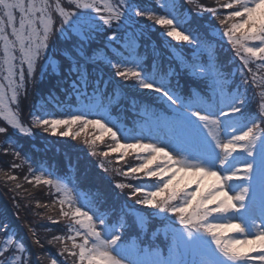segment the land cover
Wrapping results in <instances>:
<instances>
[{"label": "snow or ice", "instance_id": "snow-or-ice-1", "mask_svg": "<svg viewBox=\"0 0 264 264\" xmlns=\"http://www.w3.org/2000/svg\"><path fill=\"white\" fill-rule=\"evenodd\" d=\"M152 2L0 0V120L18 135L33 134L19 115V97L23 94L27 98L30 84L33 95L41 89L48 93L47 98L42 97L32 105L39 113L33 114V127L56 133L64 126L68 130L59 134L76 139L91 126L110 134L116 143L111 149L113 152L123 148L149 153L139 157L143 163L122 174L144 172L148 177H156L155 190L146 191L143 185L133 187L123 183L115 187L133 188L135 199L133 205L127 206L129 211L125 216L141 211L135 205L157 210L155 215L146 213L148 219L136 214L129 227L146 225L161 213L164 214L162 223L169 219L173 224L178 221L181 227H171L166 233L170 240L166 255L159 247L150 246V250H145L124 244L119 229L125 228V224L113 225L106 219L102 208L106 194L93 177L85 176L81 183L79 160L74 163L68 155L57 161V169L44 173L53 178L41 180L36 177L38 183L54 187L63 196L59 203L61 206L67 204L71 211H64L62 207L61 215L86 229L83 233L76 230V236H82L83 243L78 244L75 237L69 236L68 239L73 241L71 250L65 246L61 253L78 257L79 264H264V103L259 104V111L253 112L250 108L256 102L255 91L248 96L252 85L264 89V76L258 78L249 67L255 61L264 62V0H232L223 5L234 10L220 20L222 25L233 21L222 35L235 47L236 55L242 61L241 72L248 69L252 73L250 81L247 74H241L244 91H240L241 85H234L235 91L228 85L214 53L209 51L208 59L199 56L187 59L183 55V46L172 45L171 41H168L170 48L176 51L170 52L168 58L176 62V67L169 63L165 68L157 49L153 48L152 68L146 69L142 58L134 55L135 42L146 35V26H141L139 34L132 31L126 37L127 56L115 50L112 58L102 56L99 51L91 56L86 54L85 38H91L100 30L92 12L98 14L104 25L111 27L115 22L117 29L125 33L138 25L136 17H146L154 21L152 27L164 28L165 40L170 37L186 42L188 46H194V52L211 49L210 42L214 38L202 28L198 18L185 14L182 0H154L160 14L150 10ZM50 49L53 50L51 53ZM241 51L246 55H241ZM101 56L107 66L115 69V76L134 80V88L166 98L174 114L172 118L157 117L155 125L147 129L127 127L119 101L114 103L113 93L101 87L104 82L88 71L90 63L99 67L96 61ZM181 73L195 78L192 81L195 91L188 89L186 96L180 95ZM46 78L47 84L43 83ZM57 94L63 97V103ZM259 97L264 100V91ZM64 103L73 105L74 110L64 113L66 119L52 118L60 115L56 109ZM73 125L81 126L80 130L72 131ZM7 133L8 128L0 126V134L5 135L6 143L9 140ZM145 138L153 142L142 143ZM102 139L97 136L85 140L93 155L97 154V140ZM121 140H135V143L122 144ZM101 154L107 157L109 152ZM244 154L251 159L245 158L244 167L239 168V156ZM153 164L156 165L154 170L151 169ZM100 166L108 171L103 164ZM61 169L63 178L53 175ZM68 177L71 179L66 180ZM191 185H195L194 190H189ZM230 192L234 194L229 195ZM7 229L6 223H0V236L5 237L0 243V264H31L26 246L14 241ZM225 230L239 233L244 238L224 240L222 233ZM145 251L147 258L127 259L133 253L139 255ZM188 256L192 258L187 259ZM51 264H57V260L52 259Z\"/></svg>", "mask_w": 264, "mask_h": 264}, {"label": "trees", "instance_id": "trees-1", "mask_svg": "<svg viewBox=\"0 0 264 264\" xmlns=\"http://www.w3.org/2000/svg\"><path fill=\"white\" fill-rule=\"evenodd\" d=\"M182 3L186 15L190 17L201 15L204 18L208 34L214 39L210 42V50L205 48L200 52H194V46H188L184 42H173L171 44L177 47L183 46V55L187 59L194 56L208 59L209 51L214 53L217 59V66L222 75L227 78L228 85L233 87V89H235L234 85H242L240 78L242 72L248 75L250 81L252 73H249L248 69H243L241 72L242 61L236 55L235 47L226 36L222 35L233 22L229 21L226 25L220 23L221 19L234 10L223 7L225 3H229L228 0H191V3L189 0H182ZM149 8L160 14L159 5L154 0L149 5ZM214 12L216 13L215 15L213 14ZM91 15L97 17L100 30L94 32L91 38H85L84 46L87 55L91 56L94 52L99 51L102 56L107 55L109 58H112L114 55L113 50H115L127 56L126 37L131 35L132 31H136L139 34L141 26H146L148 29L146 35L139 37L135 42L134 55L142 58L144 67L151 70L153 48H156L158 58L165 68L169 63L176 67V62L168 58L170 52H175L176 49L170 48L168 42H162L158 37L160 26L156 25L152 27L154 21H150L146 17H136V20L139 22L138 25L135 29H129L125 33L122 29H117L115 22L109 27L99 20L97 13L92 12ZM214 18L217 19V22ZM57 27H59L58 23ZM119 33L124 35L117 37V39H111L113 34ZM97 42L100 44H97ZM49 51L51 53L53 50L50 49ZM241 55L246 54L241 51ZM102 56L96 61L99 67L90 63L88 71L104 82L101 84V87H106L110 93H113L115 97L114 103L115 101H119V106H122L125 111L126 126L130 128L142 124L147 117L149 118L147 114H153L155 117L161 119L172 118L174 114L168 105H164L154 99L151 92L147 93L146 90H136L138 88L133 87L136 81L115 76V69L107 66ZM0 57H2V51H0ZM53 58L58 59V56H54ZM113 63H115V60H113ZM128 66L131 67L132 65L129 64ZM249 67L253 69L258 78L263 76L262 66L256 64V61L254 64H250ZM177 71H179L178 67ZM193 80L194 78L189 75H180V84L182 86L180 95L186 96L188 89L195 91L196 86L192 83ZM109 81L111 83H108ZM47 82L46 78L43 83L47 84ZM173 83H175V78H173ZM47 96L48 93L44 89L33 95L31 85L29 84L27 98L23 94L19 97L20 119L24 126L31 128L33 133L31 136L27 134L18 135L15 131L11 130L10 126L0 120V126L8 128L7 135L9 138L6 143L5 135L0 134V223L7 224L8 234L12 236L14 241L22 242L26 246L30 253L31 264H49L48 261L51 263L52 259H56L57 264H79L78 258L76 261L68 259V252L61 254L65 246L71 250L73 241L68 239L69 233L71 234V231L79 225L75 224L74 220L63 217L56 210V208H62L58 207L62 195L57 193L54 187L45 185L42 182L38 183L36 177H41V174L44 172L57 169V161L65 159L68 155L71 156L74 163L79 160V179L81 183H84L85 176L95 179L96 185L106 194V201L102 205V208L105 210V217L110 219L113 225L125 224V228L119 229L125 238L128 235V225L131 218V216H125V213L129 211L127 206L133 205L134 200L130 194H122L119 190L130 192L132 188L125 187L119 189L115 185L123 183L134 186L136 183L143 184L145 181L138 178L132 179L130 176L122 174L125 172V170H120L123 164L122 160L118 159L117 153H115V157H110L114 153L110 150L109 138L97 140L95 145L97 154L93 155L92 149L85 143V140L95 138L93 134L86 136L82 132L80 137L72 139L71 136L53 134L51 133V129L48 132H44L40 130L42 128L33 127L32 119L34 113L32 105L39 102L42 97L47 98ZM248 96L250 97L249 91ZM57 98L62 103L64 102L63 97L59 96V94H57ZM256 101L260 103L261 99L257 98ZM69 110H74V106L67 103H64L63 107L56 109L58 113L63 115ZM67 130L65 127L61 128L62 132ZM79 130V125L72 126V131ZM82 136L84 139H81ZM105 151L109 152L107 157L101 154ZM101 164L108 169L107 172L100 166ZM13 165L17 166L13 167ZM53 175L63 178V170L55 171ZM10 177H14L15 179H11ZM67 179H71V177ZM108 196L113 200H119L121 207L118 213L114 214L117 205L107 202ZM63 207L71 211L67 204L63 205ZM135 215L136 213L132 214L133 217ZM165 224L170 226L172 222L167 221ZM55 237H61L62 239H54ZM4 239V236H0V243ZM37 240L39 243H36ZM75 242L79 244V239L76 237ZM35 254L38 256V259H34Z\"/></svg>", "mask_w": 264, "mask_h": 264}, {"label": "rangeland", "instance_id": "rangeland-1", "mask_svg": "<svg viewBox=\"0 0 264 264\" xmlns=\"http://www.w3.org/2000/svg\"><path fill=\"white\" fill-rule=\"evenodd\" d=\"M228 2L230 3V2H232V0H228ZM196 18L199 19L200 23L202 24V28L207 30V28L205 27L206 23L204 22V18L201 17V15H199ZM214 20L217 22V19L214 18ZM163 32H164V28L162 26H160V34L158 33V37L162 40V42H164V41H166V42L171 41V43H173V42H175V43H179V42L180 43H183V41H176V40H173L170 37L167 38V40H165L164 36L162 35ZM122 35H124V34H121V33H119V34H113V36H111V38L114 37V36L115 37H122ZM237 35H239V33ZM108 40H109V36H108ZM101 42H103V41H101ZM97 44H100V43L97 42ZM184 44H186V42H184ZM192 58L193 57H190V59H192ZM256 64H259V65L262 66L263 76H264V62L256 61ZM181 74L185 75L184 73H181ZM128 80H130V79H128ZM136 90H138V91H145V90H142V89H136ZM253 90L255 91L256 99L257 98H260L259 97V93L261 91H264V89H262V88H259V87H256V86H251V88L249 89L250 97L253 94ZM233 91H235V89H233ZM240 91H244V85L243 84L240 87ZM146 92L147 93H150L148 90H146ZM152 95H153L154 99H156L158 102H160V103H162L164 105H168L169 106V103L170 102H168L166 100V98H161L159 96V94H155V93H152ZM260 103H264V100H261ZM260 103H258L256 101L255 104L251 106L250 110L253 111V112L259 111V104ZM114 111H115V109H114ZM33 113L34 114L36 113L34 108H33ZM36 114H39V113H36ZM114 114H115V112H114ZM123 114L125 116V111H124ZM147 116H149V118L147 117V119L144 120L142 124H138L136 126L138 129L139 128L147 129L148 127H153L155 125L157 117H155L153 114H150V115L147 114ZM52 118L66 119L67 116L66 115H63V114H60V115H56V116H54ZM257 122L259 123V121H257ZM3 123L6 124L5 121H3ZM63 127L64 126L59 127L57 129L56 133H53L52 131H51V133H53V134H59L60 132H62L61 131V128H63ZM40 130L43 131V129H40ZM83 133L86 136H88L90 134H93L95 137L96 136H102L103 139L109 138V142H110V145H111L110 150L112 148L116 147V143H115V141H113L111 139L110 134L101 133V132H99L98 130H96L95 128H93L91 126H89L85 130V132H83ZM144 135H145V137H147L148 134H147L146 131L144 132ZM81 139H84V137L82 136ZM141 142L142 143H151L153 141L151 139L145 138ZM120 143H122V144L123 143H135V140H121ZM166 151H167V149H166ZM112 153H114V155L113 156H110V157H112V158L115 157V153H117L118 159H121L122 160L123 164L121 165L122 168L120 170H125V172H127L130 167H137L141 163L144 162V160L140 159L139 157H146V156L149 155V153H147L145 151H134L132 149H123V148L120 149L117 152H113L112 151ZM125 153H127V154H125ZM233 155H237V154L234 153ZM245 158L251 159V157H247L246 154L240 155L239 156V160L241 162L237 164V167H239V168H243L244 167L243 160ZM155 167H156V165L153 164L151 166V169L154 170ZM44 173L41 174V178L42 179H45V178H53L51 176H45ZM241 175H242V173H241ZM128 176H130V178H132V179L133 178H137V177H139L138 179H143L145 181L143 184L136 183V184H134L133 187H135L137 185H143L146 191L147 190H155V188L153 187V185L158 182V180H157L156 177H148V176H146L144 174V172H139V173H131V172H129ZM165 178L167 179V177H165ZM233 183H239V181H234ZM71 186L72 185H69V187H71ZM194 188H195V185H191L189 190H194ZM119 191L122 194H127V195L130 194L131 197H132V199L133 200L135 199L132 196L133 188L130 189V192H127L125 190H119ZM233 194H234L233 192H230L229 193V195H233ZM62 198H63V196H62ZM157 199H160V197H158ZM107 202L114 203V205H117V208L114 210V214L118 213V211L120 210V207H121L120 204H119V200L118 199L113 200V199H111L108 196ZM58 207H63V206H61V204L58 203ZM135 208L141 210L139 213H136V214H139V215H145L146 216V213H153L155 215V213L157 212L156 209H152V208H150L148 206H144V205H135ZM56 210L59 213H61V209L56 208ZM63 210L64 211H69V210H66L64 207H63ZM163 216H164V214L161 213L158 217H155L154 219H151L149 223H147L146 225H143V226H141V225H134V226L128 227V235H127V237L125 238L124 237V234H121L122 235V241L124 242V244L127 247H132L133 245H135L136 248H138V249L150 250V246H152V247H159L160 249H162L164 251V253L166 255L167 254V251H168V244L170 243V240L166 236V233L169 231V229L171 227L179 228L181 226L179 225L178 221H176L175 224L172 223L170 226H168L167 224H165V222L162 223L161 221L163 220ZM168 216L171 217L172 214L171 213H168ZM133 218L134 217L131 216L129 225H131L133 223ZM106 219H108V218H106ZM146 219H148L147 216H146ZM168 221L172 222L171 219H169ZM233 222L234 223H238L239 221H233ZM257 224H259V221H257ZM77 229H79L82 233L84 231H86V229H84L81 225H79L78 227H75L73 229V231H71L72 233L71 234L69 233V235L70 236L71 235L75 236L76 238L79 239V243H83V237L82 236H76V230ZM153 229H156V231L154 232ZM229 237H232V238H235V239H243L244 238V236L241 235V234H239V233H236V232H233V231H227V230L223 231V233H222V239L227 240ZM249 238H251V237H249ZM206 239H208L210 241L211 240V237H206ZM212 247L214 248L215 245L213 244ZM75 251L78 252V249H75ZM77 258L78 257H71L68 254V259L70 261H76ZM144 258H147V251L142 252L139 255L133 253L132 255H129L127 257V259L133 260V261H136V260H139V259H144ZM191 258H192L191 256H188L187 257V259H191ZM34 259H38V256L36 254L34 255ZM48 263L51 264L49 261H48Z\"/></svg>", "mask_w": 264, "mask_h": 264}]
</instances>
